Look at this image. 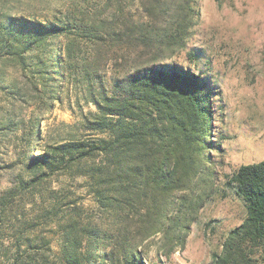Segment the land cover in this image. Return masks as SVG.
Returning <instances> with one entry per match:
<instances>
[{
	"label": "trees",
	"instance_id": "16d2710c",
	"mask_svg": "<svg viewBox=\"0 0 264 264\" xmlns=\"http://www.w3.org/2000/svg\"><path fill=\"white\" fill-rule=\"evenodd\" d=\"M200 3L0 0V92L14 99L24 91L44 93L48 100L58 80L75 79L87 85L85 98L96 108L77 132H64L41 153L27 152L32 175L0 193V264H147L144 243L167 222L175 238L188 230L183 214L197 206L195 186L212 182L216 149L209 139L217 112L201 74L170 60L187 50ZM28 134L30 147L36 145V122ZM59 172L87 178L102 221L77 207L64 214L53 261L51 241L37 233V223L3 226L24 189ZM227 184L244 200L247 218L229 233L214 264H264V160L242 165ZM202 192L198 200L208 194ZM35 203L23 202L22 210L33 211ZM56 212L59 218L62 209Z\"/></svg>",
	"mask_w": 264,
	"mask_h": 264
},
{
	"label": "rangeland",
	"instance_id": "374dc122",
	"mask_svg": "<svg viewBox=\"0 0 264 264\" xmlns=\"http://www.w3.org/2000/svg\"><path fill=\"white\" fill-rule=\"evenodd\" d=\"M188 52L196 53L197 59L191 62ZM170 62L201 74L208 82L217 112L211 122L216 135L209 141H215L216 151L210 164L211 184L204 181L195 186L192 199L197 206L193 214H183V222H191L188 230L175 238L173 222H167L144 243L146 263L214 264V255L222 253L229 233L247 218L244 200L227 182L242 165L264 160V0H201L188 48ZM29 84L27 79L22 82L26 90ZM58 85L59 80L48 100L44 93L24 91L14 99L0 92V193L32 175L27 170V152L41 153L64 132H77L84 116L96 111L85 98L86 84L66 79ZM32 121L40 134L38 139L32 137L37 144L30 147ZM80 134L93 135L84 130ZM87 181L81 175L59 172L35 189H24L3 227L10 229L15 220L20 228L37 223V233L51 241L50 257L57 261L62 237L56 225L64 214L77 207L102 221ZM203 189L208 194L198 200ZM32 200L33 211H23L22 203ZM57 207L62 209L59 218ZM17 217L24 221L18 222Z\"/></svg>",
	"mask_w": 264,
	"mask_h": 264
}]
</instances>
